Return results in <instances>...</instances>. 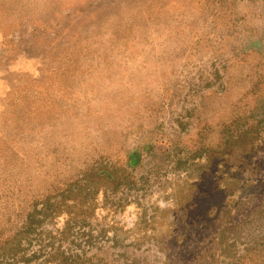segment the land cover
<instances>
[{
    "label": "rangeland",
    "instance_id": "obj_1",
    "mask_svg": "<svg viewBox=\"0 0 264 264\" xmlns=\"http://www.w3.org/2000/svg\"><path fill=\"white\" fill-rule=\"evenodd\" d=\"M34 207V264H264V0H0V244Z\"/></svg>",
    "mask_w": 264,
    "mask_h": 264
},
{
    "label": "trees",
    "instance_id": "obj_2",
    "mask_svg": "<svg viewBox=\"0 0 264 264\" xmlns=\"http://www.w3.org/2000/svg\"><path fill=\"white\" fill-rule=\"evenodd\" d=\"M39 209L34 207L33 211L28 214L27 222L25 226L16 233L15 236L11 238L5 239V241L0 244V251L3 253L5 257H11L16 261L17 264H34L32 263V258H34L37 253H33L30 256L27 254H23L24 251L23 243L24 239L29 240V243L32 242L31 233H35L38 231V218L37 214ZM66 256V255H65ZM49 260H45L44 262H40L39 264H46ZM74 259L72 256L63 257V260L59 262V264H72Z\"/></svg>",
    "mask_w": 264,
    "mask_h": 264
}]
</instances>
